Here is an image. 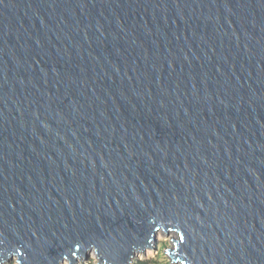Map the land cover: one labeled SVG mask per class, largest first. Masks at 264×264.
I'll list each match as a JSON object with an SVG mask.
<instances>
[{
	"label": "water",
	"instance_id": "1",
	"mask_svg": "<svg viewBox=\"0 0 264 264\" xmlns=\"http://www.w3.org/2000/svg\"><path fill=\"white\" fill-rule=\"evenodd\" d=\"M264 264V0H0V264Z\"/></svg>",
	"mask_w": 264,
	"mask_h": 264
},
{
	"label": "rangeland",
	"instance_id": "2",
	"mask_svg": "<svg viewBox=\"0 0 264 264\" xmlns=\"http://www.w3.org/2000/svg\"><path fill=\"white\" fill-rule=\"evenodd\" d=\"M179 234L175 231L167 232L164 229H160L157 232V240L153 241V248H148L146 251L136 252L133 260L130 264H136L140 261H147L148 264H182L179 261H175L170 258V249L174 248V238ZM11 262L18 264L17 257L15 256ZM62 264H71L68 259L62 262ZM74 264H103L100 261L99 256L95 250L89 252V256H83L77 258Z\"/></svg>",
	"mask_w": 264,
	"mask_h": 264
},
{
	"label": "trees",
	"instance_id": "3",
	"mask_svg": "<svg viewBox=\"0 0 264 264\" xmlns=\"http://www.w3.org/2000/svg\"><path fill=\"white\" fill-rule=\"evenodd\" d=\"M5 264H14V263L10 261V262L5 263ZM136 264H148V262L147 261H140V262H138Z\"/></svg>",
	"mask_w": 264,
	"mask_h": 264
},
{
	"label": "bare ground",
	"instance_id": "4",
	"mask_svg": "<svg viewBox=\"0 0 264 264\" xmlns=\"http://www.w3.org/2000/svg\"><path fill=\"white\" fill-rule=\"evenodd\" d=\"M138 252V251H137Z\"/></svg>",
	"mask_w": 264,
	"mask_h": 264
}]
</instances>
